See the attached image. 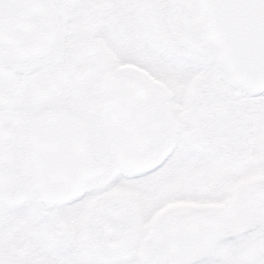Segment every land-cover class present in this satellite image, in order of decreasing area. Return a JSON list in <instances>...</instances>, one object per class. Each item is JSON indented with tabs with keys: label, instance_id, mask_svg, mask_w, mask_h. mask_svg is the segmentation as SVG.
Returning a JSON list of instances; mask_svg holds the SVG:
<instances>
[{
	"label": "snow or ice",
	"instance_id": "1",
	"mask_svg": "<svg viewBox=\"0 0 264 264\" xmlns=\"http://www.w3.org/2000/svg\"><path fill=\"white\" fill-rule=\"evenodd\" d=\"M0 264H264V0H0Z\"/></svg>",
	"mask_w": 264,
	"mask_h": 264
}]
</instances>
